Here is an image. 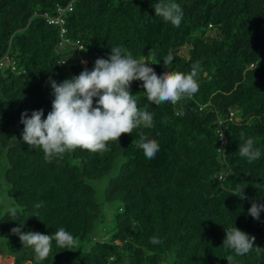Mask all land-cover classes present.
Returning <instances> with one entry per match:
<instances>
[{"label":"trees","instance_id":"1","mask_svg":"<svg viewBox=\"0 0 264 264\" xmlns=\"http://www.w3.org/2000/svg\"><path fill=\"white\" fill-rule=\"evenodd\" d=\"M67 1L0 0V203L9 197L16 209L0 215V264H228V256L231 264H264V211L258 220L248 213L253 202L264 204V0H174L183 12L178 27L155 16L157 0H75L62 40L44 13ZM113 47L150 62L157 75L188 73L199 62L198 92L155 105L133 81L130 93L153 114L151 128L122 134L102 153L76 149L46 161L23 142L21 114L43 109L46 118L50 81L91 71ZM141 133L159 144L153 159L137 147ZM241 134L259 159L240 156ZM104 178L98 198L92 182ZM243 187L245 199L233 195ZM114 201L110 217L101 206ZM15 227H63L77 245L53 240L38 260ZM232 227L255 237L247 254L223 245Z\"/></svg>","mask_w":264,"mask_h":264},{"label":"clouds","instance_id":"2","mask_svg":"<svg viewBox=\"0 0 264 264\" xmlns=\"http://www.w3.org/2000/svg\"><path fill=\"white\" fill-rule=\"evenodd\" d=\"M152 6L155 16L173 26L180 25L183 12L174 0H157ZM110 51L108 59L95 60L91 71L85 68L78 76L59 84L50 81L54 100L46 118H42L43 109L33 111L30 117L26 112L21 114V123L24 126L23 142L41 149L46 161L61 158L65 153L76 149L102 153L108 151L109 142L118 141L122 134H132L135 128L141 126L151 128L153 114L147 108H139L137 100L130 93L133 81L143 82L147 100L155 105L177 104L186 97H192L199 90V62L194 63L188 73L164 71L157 75L152 67L147 66L150 62L133 58L131 52H126L121 47H113ZM172 60L173 56L169 53L163 63L167 66ZM218 136L222 139L223 131H220ZM241 139L244 143L239 148L240 156L246 158L249 163L259 159L261 152L254 147L253 139L245 140L243 134ZM137 147L143 150L148 159H153L159 151L158 142L142 133ZM243 190L244 187L233 195L245 199ZM40 206L36 205L37 208ZM262 211L264 204L257 202H253L248 209L249 215L257 220ZM8 214L15 216L16 209L9 207ZM20 224L22 227L23 223ZM21 227H15L11 232L19 236L24 247L33 249L38 260L48 257L53 240L57 247L64 249H72L77 245V240L63 227L54 234L22 232ZM225 233L223 245L232 249L237 256L245 255L253 249L254 236L250 237L236 227ZM151 242L160 243L155 237ZM232 259V256H228V264H231Z\"/></svg>","mask_w":264,"mask_h":264},{"label":"rangeland","instance_id":"3","mask_svg":"<svg viewBox=\"0 0 264 264\" xmlns=\"http://www.w3.org/2000/svg\"><path fill=\"white\" fill-rule=\"evenodd\" d=\"M105 181H106V178H104L102 180H96V181L92 182L93 186L96 189L98 198H100V196H101L103 187L105 185ZM117 206H118V202L114 201V202H111V203L102 204L101 208H102V211L105 214H109L110 217H111L112 213L116 210ZM9 207H13L12 199L9 198V197H6V196L2 197L1 198V203H0V215L3 212H5ZM110 223L112 224V222H110L109 218H106L105 224H110ZM65 261H66V259L62 260V262H65Z\"/></svg>","mask_w":264,"mask_h":264},{"label":"built area","instance_id":"4","mask_svg":"<svg viewBox=\"0 0 264 264\" xmlns=\"http://www.w3.org/2000/svg\"><path fill=\"white\" fill-rule=\"evenodd\" d=\"M75 0H68L64 5L57 6L54 14H47L44 13V16L46 18V21L48 23L57 24L59 26V34L62 40H66V26H65V17L64 13L71 11L74 6ZM81 47V45H80ZM2 64V61H0V65Z\"/></svg>","mask_w":264,"mask_h":264}]
</instances>
